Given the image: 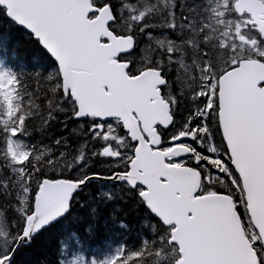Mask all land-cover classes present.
<instances>
[{"label":"snow or ice","instance_id":"1","mask_svg":"<svg viewBox=\"0 0 264 264\" xmlns=\"http://www.w3.org/2000/svg\"><path fill=\"white\" fill-rule=\"evenodd\" d=\"M0 264H264V0H0Z\"/></svg>","mask_w":264,"mask_h":264},{"label":"trees","instance_id":"2","mask_svg":"<svg viewBox=\"0 0 264 264\" xmlns=\"http://www.w3.org/2000/svg\"><path fill=\"white\" fill-rule=\"evenodd\" d=\"M13 43H16L19 45L20 55L21 57H31L34 54V48L30 46L26 38L22 34H15ZM47 257L48 259H53L55 256V241L54 239H51L49 242V245L43 250L40 257L43 259L44 257Z\"/></svg>","mask_w":264,"mask_h":264}]
</instances>
